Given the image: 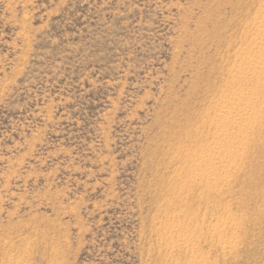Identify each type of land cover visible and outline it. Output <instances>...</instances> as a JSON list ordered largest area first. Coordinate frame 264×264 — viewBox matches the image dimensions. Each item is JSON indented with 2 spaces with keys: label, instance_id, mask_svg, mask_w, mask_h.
I'll return each instance as SVG.
<instances>
[{
  "label": "rangeland",
  "instance_id": "rangeland-1",
  "mask_svg": "<svg viewBox=\"0 0 264 264\" xmlns=\"http://www.w3.org/2000/svg\"><path fill=\"white\" fill-rule=\"evenodd\" d=\"M263 4L0 0V264H264V119L198 158Z\"/></svg>",
  "mask_w": 264,
  "mask_h": 264
},
{
  "label": "bare ground",
  "instance_id": "bare-ground-1",
  "mask_svg": "<svg viewBox=\"0 0 264 264\" xmlns=\"http://www.w3.org/2000/svg\"><path fill=\"white\" fill-rule=\"evenodd\" d=\"M257 16L254 18L253 23L256 26L257 36L250 43L253 44L257 50L255 53L251 54L248 51H242L241 55L244 54V62L241 65V71L235 76L234 83L241 84L246 83L248 80V75L251 73L256 74L258 80H263L264 82V4L259 6L257 11ZM240 86V85H238ZM237 86V87H238ZM259 88L250 87L248 92L243 90L234 91V98L231 102L229 99L225 100V103L218 106L220 111H215V117L218 113H223L224 117L216 120L213 123V130L211 132L212 139L215 141L217 147L213 148L206 154H198L199 159L207 160L211 163L213 161L224 159L226 164L232 165L235 162L236 155L234 150L241 142L247 141V133L250 129H255L261 127V120L264 119V113L258 109L259 100L258 98L264 96V83L260 84ZM240 88V87H239ZM240 90V89H239ZM251 96H246V95ZM233 95V94H232ZM229 101V102H227ZM224 111V112H222ZM217 119V118H216ZM261 125V126H260ZM244 127V128H242ZM238 132H234L238 130ZM193 157H197L194 155ZM197 173L194 179L198 178L202 181L211 182L216 184L221 181V176L223 173L222 166L212 165L209 168H204L201 164L196 167ZM195 171V172H196ZM194 170H189V174H192ZM184 232L187 230L184 229Z\"/></svg>",
  "mask_w": 264,
  "mask_h": 264
}]
</instances>
